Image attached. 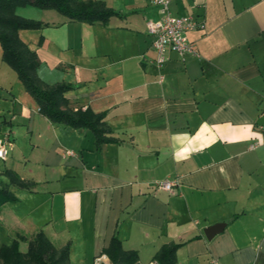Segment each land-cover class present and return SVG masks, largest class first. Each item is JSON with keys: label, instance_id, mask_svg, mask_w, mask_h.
<instances>
[{"label": "crops", "instance_id": "crops-1", "mask_svg": "<svg viewBox=\"0 0 264 264\" xmlns=\"http://www.w3.org/2000/svg\"><path fill=\"white\" fill-rule=\"evenodd\" d=\"M102 1L118 13L104 23L27 4L47 25L18 34L30 48L37 39L39 78L69 84L70 107L104 112L113 141L42 114L0 46V136L12 142L0 187L16 197L0 206V245L16 239L24 251L42 231L69 264H114L113 237L133 264H157L170 243H180L175 264H264V146L250 147L264 138V0H169L172 15L204 25L187 32L198 56L169 50L161 67L146 31L158 7ZM164 179L176 184L155 189Z\"/></svg>", "mask_w": 264, "mask_h": 264}, {"label": "trees", "instance_id": "trees-1", "mask_svg": "<svg viewBox=\"0 0 264 264\" xmlns=\"http://www.w3.org/2000/svg\"><path fill=\"white\" fill-rule=\"evenodd\" d=\"M31 4L40 8H52L63 15L86 22H106L110 16L118 14L102 0H0V46L2 59L12 67L24 88L33 96L39 111L51 121L73 127H87L95 135L97 145L113 141L108 136L104 112H94L90 108L74 109L69 106L65 92L71 87L67 83L47 84L37 74L40 59L37 53L24 43L19 29H35L43 25L39 20L24 18L15 13L17 5ZM47 25V24H45ZM9 182L18 187L30 188L28 181L20 179L12 170H6ZM16 197L6 187H0V206ZM180 243L163 245L154 255L157 264H175V250ZM105 253L114 264H133L135 251H125L120 241L113 237ZM0 264H69L67 248L57 249L42 231H38L29 241L26 250L18 247V240L0 245Z\"/></svg>", "mask_w": 264, "mask_h": 264}, {"label": "built area", "instance_id": "built-area-1", "mask_svg": "<svg viewBox=\"0 0 264 264\" xmlns=\"http://www.w3.org/2000/svg\"><path fill=\"white\" fill-rule=\"evenodd\" d=\"M146 2L158 7L160 17L146 21L147 34L152 38L151 47L155 53L154 62L157 67H161L166 59L167 51L176 52L181 57L186 54L198 56V51L188 40L187 32L197 28H202L204 23L192 14L172 15L169 9V0H145ZM162 77V75H160ZM12 142L9 134L0 136V158L6 157L8 149ZM258 145L264 146V138L261 141H253L251 148ZM176 181L173 179H164L155 181V189L170 190ZM92 264H112L105 260L104 255H97ZM208 264H221L218 259L210 258Z\"/></svg>", "mask_w": 264, "mask_h": 264}, {"label": "rangeland", "instance_id": "rangeland-1", "mask_svg": "<svg viewBox=\"0 0 264 264\" xmlns=\"http://www.w3.org/2000/svg\"><path fill=\"white\" fill-rule=\"evenodd\" d=\"M17 7V11H16V13L18 14V15H21L22 17H24V18H27V14L31 17H34V16H38V17H40L41 16V13H37V10H31V9H33V8H29V6H27V4H25V5H17L16 6ZM15 7V8H16ZM28 7V8H27ZM34 9H36V8H34ZM40 9V8H39ZM19 11H23L24 12V14H21V13H19ZM38 17H34V18H38ZM43 26H45V24L46 23H41ZM41 28V27H40ZM35 29H39V28H35ZM26 31H27V29H26ZM37 38V37H36ZM20 39L24 42V43H26L27 44V32H23V37H20ZM31 44H33V46L36 48V44H38V42H37V39H35L34 40V42H31ZM34 47H31L32 48V50H34L33 48ZM40 65V64H39ZM19 79V78H18ZM20 81V80H19Z\"/></svg>", "mask_w": 264, "mask_h": 264}, {"label": "water", "instance_id": "water-1", "mask_svg": "<svg viewBox=\"0 0 264 264\" xmlns=\"http://www.w3.org/2000/svg\"><path fill=\"white\" fill-rule=\"evenodd\" d=\"M225 223H215L212 225L207 226L204 229V234L207 239H211L217 232L221 231L224 227Z\"/></svg>", "mask_w": 264, "mask_h": 264}]
</instances>
